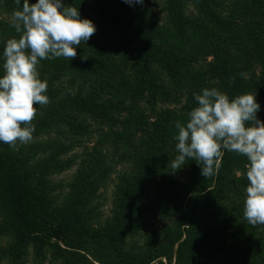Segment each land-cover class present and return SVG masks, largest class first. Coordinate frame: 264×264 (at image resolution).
Returning <instances> with one entry per match:
<instances>
[{"label": "trees", "instance_id": "1", "mask_svg": "<svg viewBox=\"0 0 264 264\" xmlns=\"http://www.w3.org/2000/svg\"><path fill=\"white\" fill-rule=\"evenodd\" d=\"M62 2L96 32L75 59L40 62L49 103L37 105L33 140L0 142V264H27L29 252V264H264V226L243 217L246 158L224 150L210 178L194 160L170 166L176 122L205 88L255 95L264 122V0ZM19 36L0 19V76Z\"/></svg>", "mask_w": 264, "mask_h": 264}, {"label": "clouds", "instance_id": "2", "mask_svg": "<svg viewBox=\"0 0 264 264\" xmlns=\"http://www.w3.org/2000/svg\"><path fill=\"white\" fill-rule=\"evenodd\" d=\"M129 5L144 0H124ZM17 10L10 26L19 39L6 42L3 50V75L0 76V142L15 149L33 140L37 105L49 103L48 83L40 79L42 60H73L76 48L95 34L92 21L81 19L76 7L62 0H15ZM198 106L186 124L176 122L178 155L171 161L172 173L188 160L197 161L201 175L213 177L219 170L224 150L247 160L246 199L243 217L253 227L264 226V122L257 118L260 105L253 94L233 99L216 88H205L195 95Z\"/></svg>", "mask_w": 264, "mask_h": 264}, {"label": "rangeland", "instance_id": "3", "mask_svg": "<svg viewBox=\"0 0 264 264\" xmlns=\"http://www.w3.org/2000/svg\"><path fill=\"white\" fill-rule=\"evenodd\" d=\"M158 9H159V5L157 4V8L153 9V11L158 12ZM10 18H11L10 14H6V13L0 11V19L1 20L10 22ZM94 141H95V139H92L90 142L86 143L85 145L87 147H90V146H92L94 144ZM73 153L80 154L81 153V149L80 148H75L73 150ZM74 169H75V167H72L71 169H69L67 171H64V172H62V173H60L58 175H53L51 177V179L54 182L64 183L65 181H67L70 178L71 174L74 172ZM116 175L117 174H112L111 178L108 181V183L106 184V186L100 190V194H101L100 214H101L102 218H105V217H107L109 215V210L111 208V204H110V202H111V192L113 190V186H114V183H115ZM157 225H158L157 222H155L153 220H148V225L145 227V229H151L152 227H156ZM29 253L30 254L27 255V260H26L27 264L30 263L31 256H32L31 252H29ZM163 262H164V260H163ZM42 264H49V263L46 261V262H44Z\"/></svg>", "mask_w": 264, "mask_h": 264}]
</instances>
